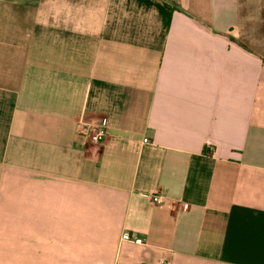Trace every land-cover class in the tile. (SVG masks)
Returning a JSON list of instances; mask_svg holds the SVG:
<instances>
[{"label": "crops", "instance_id": "0c3cea01", "mask_svg": "<svg viewBox=\"0 0 264 264\" xmlns=\"http://www.w3.org/2000/svg\"><path fill=\"white\" fill-rule=\"evenodd\" d=\"M162 260L264 264V0H0V264Z\"/></svg>", "mask_w": 264, "mask_h": 264}, {"label": "built area", "instance_id": "2783aa9c", "mask_svg": "<svg viewBox=\"0 0 264 264\" xmlns=\"http://www.w3.org/2000/svg\"><path fill=\"white\" fill-rule=\"evenodd\" d=\"M108 118L102 117L96 123L86 126L88 130V138L91 143H102L104 142L108 134ZM152 201L156 204L164 203L165 199L160 194H153ZM124 239H130L131 236L128 233L123 235ZM162 264H170L168 260H162Z\"/></svg>", "mask_w": 264, "mask_h": 264}]
</instances>
